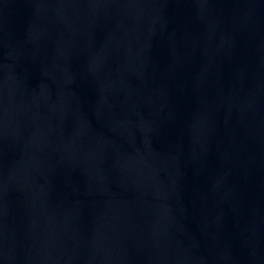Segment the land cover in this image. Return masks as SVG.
Returning <instances> with one entry per match:
<instances>
[{"label": "water", "instance_id": "1", "mask_svg": "<svg viewBox=\"0 0 264 264\" xmlns=\"http://www.w3.org/2000/svg\"><path fill=\"white\" fill-rule=\"evenodd\" d=\"M0 264H264V0H0Z\"/></svg>", "mask_w": 264, "mask_h": 264}]
</instances>
